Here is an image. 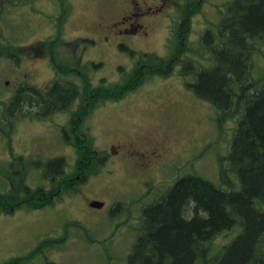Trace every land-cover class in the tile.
Masks as SVG:
<instances>
[{
    "label": "rangeland",
    "instance_id": "1",
    "mask_svg": "<svg viewBox=\"0 0 264 264\" xmlns=\"http://www.w3.org/2000/svg\"><path fill=\"white\" fill-rule=\"evenodd\" d=\"M171 1L156 16L143 20L147 35L134 38L135 44L124 40L125 45L166 56L170 28L179 20L184 2ZM229 1L202 3L191 19V46L198 45L207 27L214 29ZM116 8L126 11L128 0H28L3 11L0 52L8 54L0 57V193H7L18 183L20 173L13 171H19L25 161L62 156L65 172L73 170L75 148L64 140L62 128L76 101L71 108L43 119L10 116L4 113V104L22 85L40 90L50 86L56 77L52 56L56 66L66 69L77 83H90L87 88L96 86L101 79L107 83L121 80L134 59L105 37L109 31L95 29L94 25L100 17L112 19ZM61 14L64 16L58 25ZM56 35L61 40L46 45L45 41ZM252 60L255 75L264 66V40L257 43ZM179 68L177 65L166 78H151L117 102L99 106L85 124L94 148L106 153L112 152L111 144L123 135L134 137L150 132L157 141L164 137L162 143L168 154L158 170L161 173L154 179L144 174L141 178L148 184L136 185L138 156H117L112 152L97 172L73 192L54 199L53 204L39 209L24 206L11 214L0 212V264L25 256L28 258L22 264H127L144 209L155 204L177 178L197 174L226 189L219 180L218 156L230 151L232 123H227L224 133H218L213 106L193 93L187 83L194 78L181 76ZM28 170V187L50 188L51 181L41 169ZM235 177L228 174L233 183ZM95 200L102 202V207L91 206ZM117 203L119 207L114 209ZM238 232V228H232L217 234L211 241V254L229 245L241 233Z\"/></svg>",
    "mask_w": 264,
    "mask_h": 264
},
{
    "label": "trees",
    "instance_id": "2",
    "mask_svg": "<svg viewBox=\"0 0 264 264\" xmlns=\"http://www.w3.org/2000/svg\"><path fill=\"white\" fill-rule=\"evenodd\" d=\"M26 1L0 0V18L8 6ZM204 1L184 0L181 4L179 20L167 38L166 56L121 46L134 62L117 82L101 79L87 88L90 83H77L66 69L56 66L52 56L56 77L50 86L17 89L4 104V113L10 116L43 119L71 108L76 101L62 128L64 140L75 148L76 160L68 173L62 156L23 162L19 171H13L20 173L18 183L0 193V212L11 214L24 206L39 209L53 204L63 193L73 192L108 157L92 145L85 126L91 113L107 102L121 100L153 77L172 75L180 65L178 74L194 78L188 87L213 106L218 133L232 123L230 151L218 156L219 180L226 189L197 174L177 178L155 204L144 209L127 264H264V66L254 75L252 60L257 43L264 40V0H230L214 29L207 27L198 45L191 46V19ZM63 16L57 18L58 25ZM60 40L56 35L45 43L55 45ZM4 54L8 53L0 52V57ZM30 167L41 169L51 181L49 189L25 184ZM230 173L236 176V183L228 179ZM118 207V203L114 205V209ZM232 228L241 233L212 255V239ZM27 258L3 264H22Z\"/></svg>",
    "mask_w": 264,
    "mask_h": 264
},
{
    "label": "flooded vegetation",
    "instance_id": "3",
    "mask_svg": "<svg viewBox=\"0 0 264 264\" xmlns=\"http://www.w3.org/2000/svg\"><path fill=\"white\" fill-rule=\"evenodd\" d=\"M129 8L126 11L117 10L112 19H105L100 17L97 21L95 29H101V31H109L105 34L106 38L112 40L114 45L127 47L124 40L133 42L134 38H141L142 35H147V26L143 22L147 17L156 16L159 11H162L165 7L171 5V0H128ZM108 8H111L107 6ZM136 40V39H135ZM132 44V45H133ZM128 48H130L128 46ZM131 49V48H130ZM142 52V51H141ZM161 141L155 140L153 134L146 132L143 136H128L123 135L120 139L111 144L113 153L120 155H136L139 161H135V164L139 166L136 170V174L139 176L136 178L134 184L145 185L148 184L147 180L141 178L146 174L151 179H154L155 175L159 172L161 165L163 164L168 150L167 147ZM115 147L117 149H115ZM111 150H107V154L111 156ZM169 167H171L169 165ZM161 175V174H160ZM157 177V176H156Z\"/></svg>",
    "mask_w": 264,
    "mask_h": 264
},
{
    "label": "water",
    "instance_id": "4",
    "mask_svg": "<svg viewBox=\"0 0 264 264\" xmlns=\"http://www.w3.org/2000/svg\"><path fill=\"white\" fill-rule=\"evenodd\" d=\"M90 205L91 206H93V207H98V208H100V207H102V205H103V203L102 202H100V201H91L90 202Z\"/></svg>",
    "mask_w": 264,
    "mask_h": 264
}]
</instances>
